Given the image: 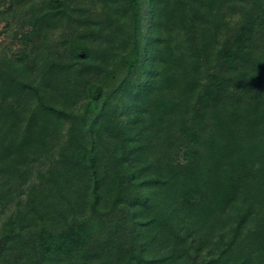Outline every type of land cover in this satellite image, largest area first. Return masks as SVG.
<instances>
[{
  "label": "trees",
  "instance_id": "1",
  "mask_svg": "<svg viewBox=\"0 0 264 264\" xmlns=\"http://www.w3.org/2000/svg\"><path fill=\"white\" fill-rule=\"evenodd\" d=\"M0 264H264V0H0Z\"/></svg>",
  "mask_w": 264,
  "mask_h": 264
},
{
  "label": "rangeland",
  "instance_id": "2",
  "mask_svg": "<svg viewBox=\"0 0 264 264\" xmlns=\"http://www.w3.org/2000/svg\"><path fill=\"white\" fill-rule=\"evenodd\" d=\"M2 26H3V23L0 24V30L2 29ZM0 38L3 39L4 38V35L0 36Z\"/></svg>",
  "mask_w": 264,
  "mask_h": 264
},
{
  "label": "built area",
  "instance_id": "3",
  "mask_svg": "<svg viewBox=\"0 0 264 264\" xmlns=\"http://www.w3.org/2000/svg\"><path fill=\"white\" fill-rule=\"evenodd\" d=\"M1 39V38H0Z\"/></svg>",
  "mask_w": 264,
  "mask_h": 264
}]
</instances>
